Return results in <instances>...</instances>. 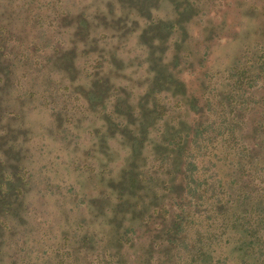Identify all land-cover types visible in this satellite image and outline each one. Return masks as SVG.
Returning <instances> with one entry per match:
<instances>
[{
    "label": "rangeland",
    "instance_id": "374dc122",
    "mask_svg": "<svg viewBox=\"0 0 264 264\" xmlns=\"http://www.w3.org/2000/svg\"><path fill=\"white\" fill-rule=\"evenodd\" d=\"M262 46L264 0H0V178L10 174L22 191L0 193V222L11 228L0 233V264L32 244L36 252L49 231L53 242L72 236L79 217L97 236L109 234L111 208L148 188L119 192L120 172L135 166L168 178L174 154L159 155L165 138L201 124L203 109L228 90L232 63L251 62ZM158 76L174 83L160 88ZM256 108L246 132L262 114ZM153 109L156 118L148 117ZM136 135L142 142L134 152ZM175 176L170 184L181 186ZM102 190L112 198L107 212L93 205ZM168 193L175 200L183 191ZM138 218L126 240L133 260L148 264L159 227L154 215L143 225ZM189 226L190 233L197 227ZM233 233L225 251L235 262L241 250ZM35 252L36 264H46Z\"/></svg>",
    "mask_w": 264,
    "mask_h": 264
},
{
    "label": "trees",
    "instance_id": "16d2710c",
    "mask_svg": "<svg viewBox=\"0 0 264 264\" xmlns=\"http://www.w3.org/2000/svg\"><path fill=\"white\" fill-rule=\"evenodd\" d=\"M252 59L244 63L238 58L232 63L224 81L228 90H223V96L216 94L217 108L210 102L203 109L201 124L194 129H177L165 138L159 155L174 154L163 171L168 178L153 176L135 166L120 172L119 192L146 185L148 188L136 200L111 208L116 217L108 219L112 227L109 234L97 236L87 226L89 220L79 217L72 236L53 242L56 236L52 237L49 231L45 239H37L40 245L36 252L32 244L9 264H36V256L31 255L34 252L40 255L38 258H47L46 264H138L130 253L134 244L126 237L135 232L133 223L139 215V224H147L154 215L159 227L158 238L152 242L155 257H150L148 264L166 258L169 264H264V97L260 101L255 97L264 88V46L257 48ZM170 82L174 83L170 76H158L153 84L161 88L160 85ZM256 101L263 111L252 120V131L246 132L250 113L255 115L257 109ZM212 112L215 116L210 115ZM156 116L154 109L148 113V117ZM146 125L142 124V131ZM141 142L140 135L130 137L134 152ZM175 174L176 178L179 175L181 186L176 187L174 181L170 184L169 179ZM14 182L10 174L1 173L0 193L9 191L19 197L22 191ZM172 190H181L183 194L179 199H168L166 194ZM99 199L93 205L100 202L99 211L107 212L112 198L102 190ZM10 204L4 203L2 210L7 211ZM124 215L131 217L130 222L122 220ZM13 217L19 218V214ZM189 225L197 227L190 233ZM0 226L3 234L11 229L3 222ZM232 230L241 250L235 262L225 251L230 242L228 232ZM0 239L1 243L5 241L3 235ZM67 240L76 242L69 245Z\"/></svg>",
    "mask_w": 264,
    "mask_h": 264
}]
</instances>
